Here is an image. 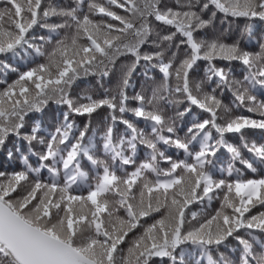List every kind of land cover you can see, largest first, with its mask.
<instances>
[{
  "label": "snow or ice",
  "instance_id": "6c2138e0",
  "mask_svg": "<svg viewBox=\"0 0 264 264\" xmlns=\"http://www.w3.org/2000/svg\"><path fill=\"white\" fill-rule=\"evenodd\" d=\"M0 5V54L15 56L18 49H34L38 56L45 57L44 63L20 71L17 79L0 90V148L9 137L26 141L28 152L38 158L39 165L34 167L29 155H21L22 170L0 171V264H154V257L168 258L171 264H186L182 248L186 244L200 250L202 259L195 264H203V259L207 264H231L222 253L219 260L213 256V249L218 251L229 238L243 246L240 264H264V240L252 231L264 233V211L251 214L257 204L264 207V178L215 180L205 168L211 163L207 157L223 147L233 161L239 160L256 171L253 163L227 142L225 134L238 133L243 140L245 129L264 130V102H257L248 87L235 90L238 107L247 102V111L258 112L262 119L237 115L221 124L218 120L223 117L218 110H230L204 90L205 83L214 78L217 87L241 84L230 80L231 69L217 66V60L239 61L246 68L244 83L264 88V42L259 44V52L252 53L241 49L240 38L229 43L224 32L213 31L218 16L221 24L229 25L242 18L245 23L240 37L251 39L256 23L264 24V0H173L172 6L164 0H73V6L66 8L45 7L44 0H0ZM113 6L127 15L119 14ZM94 16L100 19H93ZM52 17L60 22L49 23ZM162 26L168 28L167 34H163ZM36 27L46 28L50 34L68 31L45 53L32 43ZM226 31L230 33L231 27ZM40 39L52 43L53 37ZM149 43L159 50L143 52L142 47ZM121 56L133 59L121 67V86L113 94L104 89L102 98L91 94L75 100L71 97L70 89L79 77H110ZM141 61L145 62L146 76L149 68H158L163 82L153 89L151 97L139 93L132 97L138 106L130 108L126 89ZM198 61L206 62L205 80L193 82L190 71ZM0 67L17 71L3 61ZM173 76L177 82L174 88ZM5 83L0 80V84ZM173 92L210 116L192 123L187 129L191 138L187 140L163 134L177 131L174 122L166 123L159 107L160 101L183 103L171 98ZM49 101L66 105L67 111L46 139L40 135L41 119H33L30 114H42ZM105 107L113 124L118 111L120 122L130 130L115 143L113 127L107 128L103 150L111 156L112 165L92 154L90 138L88 145L83 143L89 124L74 137L75 142L71 137L76 127L69 119L72 114L91 117ZM189 111L186 108L177 115L183 117ZM126 113L151 121L152 138L124 119ZM29 119L33 123L25 131ZM211 129L219 136L215 143ZM197 140L200 149L193 153L189 145ZM137 141L151 149L150 159L127 172L124 166L134 164ZM34 142L44 150L33 151ZM158 143L182 149L194 162L173 161L157 147ZM125 145L132 155L125 154ZM244 148L264 165V144L244 143ZM13 155L9 149L8 159ZM81 158L103 171L88 186L87 195H74L72 186L88 179V173L81 168ZM117 160L118 171L123 175L117 174ZM160 160L169 162L170 168L161 169ZM61 164L65 170L62 185L57 182ZM43 168L51 174L50 183L40 178ZM233 170L230 164L228 174ZM146 172L156 179H148ZM217 189L223 191V199L215 215L201 220L196 212H191L189 219V205L204 198L211 201V194ZM242 229L251 241L240 234ZM254 243L260 245L259 253L254 251Z\"/></svg>",
  "mask_w": 264,
  "mask_h": 264
},
{
  "label": "trees",
  "instance_id": "16d2710c",
  "mask_svg": "<svg viewBox=\"0 0 264 264\" xmlns=\"http://www.w3.org/2000/svg\"><path fill=\"white\" fill-rule=\"evenodd\" d=\"M164 2L170 6L173 5V0H164ZM3 5H0L2 7ZM44 6H55V7H70L73 6V0H44ZM85 10H87L85 5ZM113 10L117 11L121 15H127L123 12L122 9H116L113 6ZM93 19H100L99 16H94ZM108 19V18H104ZM60 20L56 17H52L49 20V23H59ZM115 23V22H114ZM245 21L241 18L238 21H232L231 25L225 22L221 24V19L218 16L215 21V29L213 30L216 34L220 32H224L226 37V42H232V40L240 38V47L244 51L256 53L260 51L259 44L264 42V24L257 22L252 39L254 40L253 45H247L244 39L240 37V32L244 27ZM155 27V24H154ZM163 27V34H167L168 28L166 26ZM231 27V32L229 33L226 31ZM67 29L60 30L59 33H52L50 34L46 28H39L36 27L34 29V35L36 37L32 43L36 46L41 47V50L45 53L51 51L52 47L55 45V41L63 37ZM51 35L53 37L52 43H45L40 39L41 36L48 37ZM248 38V37H247ZM155 39V37H153ZM151 43L146 44L142 47L143 52H154L158 51ZM183 55V49H181V56ZM132 57L130 56H121L118 58L115 69L107 78H101L99 75H82L79 77L72 85L70 89L71 97L75 100L81 96L91 94L94 98H102L104 96V89H108L109 94H113L118 87L121 86V67L126 64H130L132 61ZM0 61L7 63L10 65L11 68H16V72H12L10 69L6 70L0 67V80H5V84H0V90L7 86V84L12 83L15 79H17L18 74L20 71H26L29 68L35 67L37 64L44 63L45 57L38 56L35 53L34 49H18L17 54L13 56L11 53L8 54H0ZM217 66L225 67V69H231L229 74V79L232 81H240L241 84H232L231 88L227 86L217 87L215 83V78L211 82L205 83V91L214 94L217 99H219L222 103V106H227L230 110L228 113L224 112V108L221 107L218 110V115L223 117V119H219L218 123H224L225 119L235 117L237 115H242L248 117L250 119L260 120L262 117L259 115L258 112H248L247 111V102L246 106H239V102L236 101L233 92L237 89L243 90V87L249 88V94L254 95L256 97L257 102H264V88L260 85H249L244 83V76L246 73V68L243 64L239 61H232L231 63L227 61L217 60L215 61ZM205 61H198L197 65L194 66L193 70L190 71V79L193 82H200L205 80ZM145 73V62L141 61L140 66L137 68L136 72L133 73L130 85L126 89V93L129 97L127 101V106L130 108L138 106L137 101L131 99L136 94H143L146 98L151 97L153 93V89L158 88L163 82L162 73L159 72L158 68L152 69L149 68L147 70V76ZM175 77L171 79V86L174 88L176 85ZM212 89H216L214 93H212ZM262 92V95L259 92ZM167 95V93H165ZM172 99H181L183 103L177 104H168L165 101L159 102V107L163 111V115L165 116L166 123H175V127L177 129L175 134H169L166 131L163 133L164 135H173L179 136L182 140L190 139V134H188L187 129L192 125L193 122H200L204 119L210 118L209 114L203 112L201 109L197 108L194 105H191L186 98H184L180 94L172 93ZM186 108H190L189 112H186L183 117H179L177 115L178 112H183ZM67 111L66 105L58 104L54 101H49V104L46 106L44 112L41 113H34L30 114L33 119L40 118L41 119V132L40 135L45 137L46 139L49 137V134L55 131V128L61 124L63 120V113ZM116 116L118 117L115 124L112 123L111 117L109 116V109L101 108L98 109L97 112L93 113L91 117L87 115L78 116L72 114L69 119L73 121L76 125L73 128L71 137L72 142H75L74 137L79 135V131L84 129L85 124H89V128L87 131L86 138L84 139L83 143L85 145L89 144V138L92 144V154L99 160H103L107 162L109 165H112V160L110 155H106L103 150V143H104V136L107 132V128L111 125L113 127V141L115 143L119 142V138L121 136H125L130 134V130L126 128L124 124H122L119 120L120 113L117 111ZM124 119L131 121L137 130H142L144 135L148 138H152L151 133V121H145L143 118H136L131 113L124 114ZM33 123L32 119L28 120V127L25 131H29L30 127ZM212 136H213V143L219 139L218 134L215 132L214 129H211ZM245 136L244 139L241 140V137L238 133H227L225 134V139L229 144L237 147L241 155L244 159L249 160L253 163V166L256 168V171L253 172L250 169L246 168L243 164L239 162V160L233 161L232 155L229 153L225 148L220 147L217 149L215 155H209L207 157L211 163L206 164V170H209L215 180L224 179L229 182H234L236 179L241 180H248V179H261L264 178V165L260 164L258 159H256L252 153H249L246 148H244V143H247L249 146L253 143L257 144V146L264 144V130L262 129H245ZM137 148L134 159V164L125 165L124 168L127 172H132L138 167L141 163L146 162L150 159L151 149L147 148L144 144H141L139 141L136 142ZM158 148L161 151H164L166 156H170L173 161L177 160H184L187 159L188 162L193 163L194 161L191 157H186V154L182 149H177L174 146L163 145L162 143H158ZM33 151L41 152L43 151V146L39 145L38 143H33L32 145ZM11 149L14 153L12 159H8L7 152ZM19 149V151H17ZM200 143L199 140L193 141L192 144L189 145V150L193 153L199 151ZM125 154L132 155L131 150L127 148L125 145ZM21 155H29V163H31L34 167H38V158L36 156L30 155L28 152V145L26 141L18 140L16 137H9L4 147L0 148V171H4L7 173H11L13 171H20L23 169V164L21 163L20 156ZM66 155V153H65ZM228 158L227 161L219 162L217 159L219 156ZM48 163H51L49 161ZM81 168L83 171L88 173V179L86 181H78V185L74 184L72 186V192L74 195H87L88 186L95 183V178L98 174H102V167L97 168L96 166L92 165L89 161L84 158L80 159ZM233 165V172L231 175L228 174V167L229 165ZM59 167V175L57 176V182L59 184H63L64 182V169L62 164L58 165ZM74 167V166H70ZM115 167L117 168V174L123 175L118 171L119 169V161H116ZM159 167L161 169H168L170 168V163L165 160L159 161ZM239 170L237 173L236 170ZM148 179L155 180L156 177L152 173H145ZM42 181L46 183L51 182V174L47 171V168L41 169V177ZM213 196L212 200L209 201L207 198H204L202 201L198 200L195 201L193 204L189 205L188 216L190 219L191 212H196L198 214V219L210 218L211 216L215 215L216 211L220 208L221 200L223 199V191L222 190H214L211 194ZM230 211V210H229ZM264 211V207H261L257 204L255 207L251 209V214L255 215L259 212ZM123 214V212H121ZM247 215V214H246ZM151 222V221H149ZM254 234L261 240H264V233H260L256 230ZM240 234L244 236L245 239H249L251 241V237L247 235L245 230H241ZM131 236V234H130ZM124 247L126 248L127 245L125 244ZM182 248L185 252V261L186 264H195L197 259H202L200 255V250L191 244L183 245ZM243 246L239 245L238 242L234 239L229 238V241L225 244L220 246L219 250L217 251L215 248L213 249V256L216 259H220L221 253L223 256L231 262V264H240V257L242 255ZM254 251L259 253L261 251L260 245L258 243H254ZM180 249H177L176 255L179 258ZM154 264H171V261L168 258H153ZM178 264V261H177ZM203 264H207L206 259H203Z\"/></svg>",
  "mask_w": 264,
  "mask_h": 264
}]
</instances>
